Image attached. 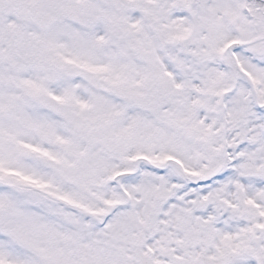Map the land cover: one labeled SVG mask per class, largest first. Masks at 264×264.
<instances>
[{"label":"snow or ice","instance_id":"1","mask_svg":"<svg viewBox=\"0 0 264 264\" xmlns=\"http://www.w3.org/2000/svg\"><path fill=\"white\" fill-rule=\"evenodd\" d=\"M0 264H264V0H0Z\"/></svg>","mask_w":264,"mask_h":264}]
</instances>
